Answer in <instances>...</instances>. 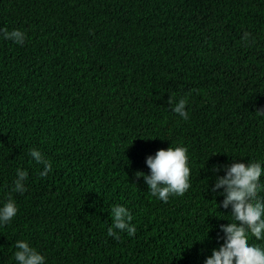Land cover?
<instances>
[{
  "label": "trees",
  "instance_id": "trees-1",
  "mask_svg": "<svg viewBox=\"0 0 264 264\" xmlns=\"http://www.w3.org/2000/svg\"><path fill=\"white\" fill-rule=\"evenodd\" d=\"M0 29L25 33L0 35V206L18 208L0 264L18 240L46 264H204L230 222L212 166L264 167V0H0ZM169 147L187 149L190 188L165 203L135 174ZM115 205L133 236H108Z\"/></svg>",
  "mask_w": 264,
  "mask_h": 264
},
{
  "label": "clouds",
  "instance_id": "clouds-1",
  "mask_svg": "<svg viewBox=\"0 0 264 264\" xmlns=\"http://www.w3.org/2000/svg\"><path fill=\"white\" fill-rule=\"evenodd\" d=\"M0 35L5 40H13L21 45L25 40V33L19 29H0ZM169 103L173 106L174 113L184 120L189 118L185 99H180L174 105L170 99ZM258 112L264 116V111ZM29 155L37 164L43 162L44 170L40 175L47 176L52 169L51 161L35 148L29 150ZM146 163L150 174L137 172L135 175L137 179H144L151 195L158 200L167 203L170 195L182 196L190 188L191 170L186 148L160 149L155 155L149 156ZM222 169L226 174L214 177L215 188H212L211 192L214 196L225 197L219 207L227 210L230 206V222L221 226L223 243L212 250L204 264H264V246L248 243L250 237L264 241V200L259 198L260 191L264 189V184L261 183L264 167L260 163H234L231 166L216 164L212 166L211 171L219 172ZM27 176L26 170H16L14 192L24 193L27 190L24 183ZM221 188L223 192L218 193L216 190ZM111 211L113 223L108 228V236L119 239L120 233L125 231L129 236H133L136 228L131 223L133 216L130 210L123 205H115ZM17 212L18 208L13 200L9 199L3 203L0 206V227L10 223ZM15 247L13 259L16 264H46V257L27 241L18 240Z\"/></svg>",
  "mask_w": 264,
  "mask_h": 264
}]
</instances>
